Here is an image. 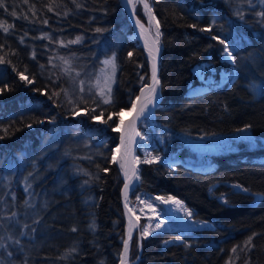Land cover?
<instances>
[{"label":"trees","instance_id":"obj_1","mask_svg":"<svg viewBox=\"0 0 264 264\" xmlns=\"http://www.w3.org/2000/svg\"><path fill=\"white\" fill-rule=\"evenodd\" d=\"M3 2L0 264H120L127 221L116 128L150 83L147 54L121 0ZM147 2L161 34V100L138 127L147 148L135 152L139 180L130 200L178 199L193 226L141 236L142 220L129 262L264 264V7L260 0ZM135 13L147 24L142 7ZM226 47L233 64L223 59ZM113 55L116 80L104 104L92 78ZM197 68L215 82L201 83ZM223 72L232 76L219 84ZM240 130L255 143L235 141L236 150L208 158V166L186 142Z\"/></svg>","mask_w":264,"mask_h":264},{"label":"rangeland","instance_id":"obj_2","mask_svg":"<svg viewBox=\"0 0 264 264\" xmlns=\"http://www.w3.org/2000/svg\"><path fill=\"white\" fill-rule=\"evenodd\" d=\"M260 2L264 7V0H260ZM139 7L143 8V5L136 2L134 6V10ZM146 25L147 27H149L152 35L157 40V37L155 35L157 31V25L155 19L152 20L151 25H149L148 22ZM232 58L234 59L233 55ZM201 70H202L201 68L196 69V74L199 78H201L202 76ZM116 74H117L116 62H115L114 73L112 71L111 65H105L103 63L99 72L96 74V76H94V78H92L93 88L99 91L104 97L108 98V89L110 88L111 90V87L114 84V81L116 80ZM231 76L232 74H230L229 72H223L221 74V79L219 84L226 83ZM260 91H261L260 87H258L257 93H259ZM81 113L82 111H79L78 115H80ZM120 116L121 113L119 115V121H120ZM143 140L145 139L140 137L139 135L137 148L143 145L145 149L147 148V145H145V141ZM239 140H244L250 146L253 143H255V140L253 139L252 135L248 130H240L231 135H217V136L201 137V138H188L186 142L197 153V158H199L197 164L208 166V161H207L208 158L212 157V163H214L216 161L215 158H213L214 155L226 153V152H232L236 150V144L234 142ZM113 159H114V155H113ZM114 160L120 166L121 174H122L123 171V167H121V165H123L122 162L116 159ZM135 160L136 162L139 163V159H137L136 156H135ZM157 197H161V196H156L152 199H146V198L141 199L139 200V203H137V205L135 206L131 204L135 214L140 219V225H141V221L145 220L142 231L145 227H148V230L151 234L160 230L175 232L179 229H188L193 226L191 216H188L186 214L185 209H187L188 211L190 210L180 200L172 197H171L172 199H168L169 197H161L162 199H156ZM141 201H143V203H141ZM177 201L179 203H177ZM151 208H154L157 211L156 215H152ZM161 220H164V228L159 227L157 229L156 225L157 224L160 225ZM203 225H208V224H203V223L199 224V226H203Z\"/></svg>","mask_w":264,"mask_h":264},{"label":"bare ground","instance_id":"obj_3","mask_svg":"<svg viewBox=\"0 0 264 264\" xmlns=\"http://www.w3.org/2000/svg\"><path fill=\"white\" fill-rule=\"evenodd\" d=\"M121 3L125 9L129 12V17L132 19L134 24V32L136 38L140 39L147 50L148 59L151 66V79L150 83L146 85L139 96V99L130 109H125L121 112L120 121L118 124V128L120 131V143L114 150V159L119 160L123 164V179H124V188H123V199L125 201L126 206V239L129 244V252L127 255V264H129V253L131 248V242L135 234L136 226H137V215L135 214L132 205H131V192L135 187L138 181V172H137V163L133 161V153L136 152L137 142L139 137V124L145 118L149 117L153 114L156 106L160 100V85L154 84L152 79V70H153V56H155V65L157 72V61L159 57V52H156V48H159L158 41L152 35L149 27L145 29L141 28L139 24L136 23L137 19L134 14V6L136 0H133V3H127V0H121ZM152 12V11H151ZM151 53V55H150ZM157 79V77H156ZM158 80V79H157ZM155 87L156 92L153 93L151 88ZM155 95L156 102L155 105L148 103V101ZM147 104V109L144 114H140V109L143 105ZM122 138V139H121ZM115 161V160H114ZM128 185L127 190L125 189V185ZM152 215H156L157 211L154 208H151ZM160 228H164V220L160 222ZM124 258V257H123Z\"/></svg>","mask_w":264,"mask_h":264},{"label":"snow or ice","instance_id":"obj_4","mask_svg":"<svg viewBox=\"0 0 264 264\" xmlns=\"http://www.w3.org/2000/svg\"><path fill=\"white\" fill-rule=\"evenodd\" d=\"M73 2H75V0H73ZM136 2L137 3H140V4H142L143 5V9L145 10V12L148 14V17H149V19H148V23H149V25H151V23H152V20L154 19V16L152 15V12H151V8H150V6H149V4L146 2V0H136ZM127 3H133V0H127ZM0 7H4V2H3V0H0ZM12 15H15V13H11ZM259 15L261 16V17H264V12H261V13H259ZM43 23H47V21L45 20V21H43ZM136 23L137 24H139L140 25V27L141 28H143L144 27V25L143 24H141L140 23V21H139V19H137V21H136ZM156 25H157V31H156V33H155V35H156V37H157V41H158V38H159V36L161 35L160 34V32H159V30H158V26H159V21H156ZM3 31L6 33V32H8V28L7 27H3ZM96 31L97 32H101V31H103L102 29H96ZM49 39H50V37H48ZM23 40V38H21V41ZM80 40H81V37H76L75 38V40H71V41H68V44H72V43H79L80 42ZM60 43L61 44H63V41H60ZM221 43H224V41H221ZM156 52L158 53L159 52V48L157 47L156 48ZM129 56H131V53H129L128 54ZM150 55H151V53H150ZM232 55V52L231 51H228V56H231ZM61 59H64V58H61ZM155 56H153V61H154V63H153V70H152V79H153V81H154V84H158L159 83V81L156 79V65H155ZM0 62H3L2 60H0ZM66 64L68 63V61L67 60H65L64 61ZM233 63H235V60L233 59V61H232ZM105 65H111L112 66V71H113V73L115 72V55H113L111 58H109L108 60H105L104 62H103ZM65 72H68L69 71V69H65L64 70ZM77 75H79V73H77ZM21 78L22 79H27L26 77H24L22 74H21ZM32 81H29V83H31ZM82 83V82H81ZM82 90V89H81ZM110 88L108 89V94L110 95ZM151 91L153 92V93H155L156 92V88L155 87H152L151 88ZM58 93H54V95H57ZM82 99V98H81ZM137 99H139V98H137ZM104 104H107V103H109L110 101H109V99L108 98H104L103 99V101H102ZM155 102H156V97H155V95H153V97L148 101V103H150V104H153V105H155ZM133 106H135V105H133ZM147 104H145V105H143L142 107H141V109H140V114L141 115H143L144 114V112H145V110L147 109ZM103 113H101V115H102ZM111 118V117H110ZM28 127H31V125H28ZM122 139V138H121ZM153 159H158V158H156V157H153ZM145 163H149V162H151V161H149V160H145L144 161ZM121 167H123V165H121ZM127 188H128V185L126 184L125 185V189L127 190ZM243 191H245V192H247L248 190L247 189H243ZM14 198V197H13ZM137 199H139V198H137ZM156 199H162L161 197H157ZM168 199H172L171 197H169ZM166 202V201H165ZM26 203H27V201H26ZM141 203H143V201H141ZM177 203H179L178 201H177ZM225 203H226V201H225ZM125 206H127V205H125ZM150 206V205H149ZM185 211H186V214L188 215V216H192V213L190 212V211H188L187 209H185ZM12 215L13 216H15L16 214L15 213H12ZM160 227V225L159 224H157L156 225V228L158 229ZM73 231H75V229H72ZM33 231H34V229H33ZM151 233L149 232V230H148V227H145L144 229H143V231L141 232V236H146V235H150ZM9 239H11V237H9ZM179 239V238H178ZM251 240H252V237H249V240L245 243V245H244V248L245 249H248L249 248V246H251ZM14 243H19V241L17 240V241H14ZM165 243L167 244L168 243V241H165ZM186 246H188V245H186ZM3 247H7V245H3ZM72 251H75V249H73ZM232 251L233 252H236V248H233L232 249ZM128 252H129V244H128V242L127 241H125L124 242V248H123V257L124 258H122L121 259V261H120V264H127V255H128ZM8 255L9 256H11L12 255V253L11 252H8Z\"/></svg>","mask_w":264,"mask_h":264},{"label":"water","instance_id":"obj_5","mask_svg":"<svg viewBox=\"0 0 264 264\" xmlns=\"http://www.w3.org/2000/svg\"><path fill=\"white\" fill-rule=\"evenodd\" d=\"M125 10H126L127 15H128V17H129V12L127 11V9H125ZM134 14H135L136 19H139V18L137 17L136 13H135V10H134ZM129 20L131 21V23H132V25H133V27H134L133 21H132V19H131L130 17H129ZM139 21H140L141 24L144 25L143 29H145V28L147 27V25H146L143 21H141L140 19H139ZM134 28H135V27H134ZM134 30H135V29H134ZM134 35H135V32H134ZM135 38H136V36H135ZM136 39L139 41L140 45L143 47V49H144V51H145V53L147 54V57H148L147 50L145 49V47H144L142 41H141L140 39H138V38H136ZM148 58H149V57H148ZM159 58H160V50H159V57H158V61H157V72H156V77H157V79H158V81H159V85H160V77H159ZM144 87H145V86H144ZM144 87H143V88H144ZM143 88H142V89H143ZM142 89L140 90V93H141ZM202 90H204V89L198 90L197 92H201ZM140 93H139V95L137 96V98H139ZM160 95H161V87H160ZM137 98L135 99L133 105L137 102V100H138ZM160 100H161V96H160ZM160 100H159V102H160ZM158 104H159V103H158ZM157 106H158V105H157ZM157 106H156V107H157ZM155 109H156V108H155ZM116 131L120 132L119 129H116ZM135 156H136V153L134 152V153H133V161H136V160H135ZM136 163H137L136 165H137V172H138V179H139V163H138V162H136ZM193 168L196 169V170H200V169H201L199 166H196V167H193ZM137 182H138V181H137ZM136 184H137V183H136ZM123 188H124V186H123ZM122 201H123V206H124L125 215H126V206H125V201H124V199H123V189H122ZM139 229H140V219L137 217V226H136L135 234L139 231ZM160 231H163V230H160ZM135 234H134V235H135ZM125 241H127V239H125ZM131 243H132V242H131ZM122 258H123V253H122L121 259H122Z\"/></svg>","mask_w":264,"mask_h":264},{"label":"built area","instance_id":"obj_6","mask_svg":"<svg viewBox=\"0 0 264 264\" xmlns=\"http://www.w3.org/2000/svg\"><path fill=\"white\" fill-rule=\"evenodd\" d=\"M228 51H230V50L228 48H226L223 59L233 64V62H231V61H233L232 55L228 56ZM197 69H199V68H197ZM198 79L203 84H210V83H214L215 82V78L212 75H209V76L206 77L204 75L203 71H202L201 78L198 77Z\"/></svg>","mask_w":264,"mask_h":264}]
</instances>
